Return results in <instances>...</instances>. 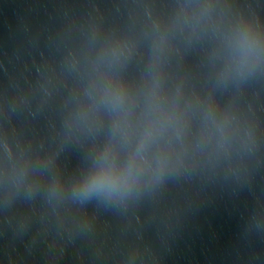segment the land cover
Returning a JSON list of instances; mask_svg holds the SVG:
<instances>
[{"label":"water","instance_id":"95a60500","mask_svg":"<svg viewBox=\"0 0 264 264\" xmlns=\"http://www.w3.org/2000/svg\"><path fill=\"white\" fill-rule=\"evenodd\" d=\"M0 264H264V0H0Z\"/></svg>","mask_w":264,"mask_h":264},{"label":"clouds","instance_id":"9594fccd","mask_svg":"<svg viewBox=\"0 0 264 264\" xmlns=\"http://www.w3.org/2000/svg\"><path fill=\"white\" fill-rule=\"evenodd\" d=\"M93 184H95V181L93 182Z\"/></svg>","mask_w":264,"mask_h":264}]
</instances>
